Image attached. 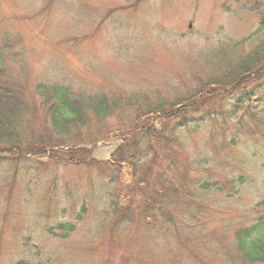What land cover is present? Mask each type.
Here are the masks:
<instances>
[{
	"label": "rangeland",
	"instance_id": "1",
	"mask_svg": "<svg viewBox=\"0 0 264 264\" xmlns=\"http://www.w3.org/2000/svg\"><path fill=\"white\" fill-rule=\"evenodd\" d=\"M263 21L264 0H0V83L23 90L22 142H41L32 145L36 152L56 150L51 145L59 139L47 117L52 101L38 94L39 85L130 99L102 125L79 132L82 140L97 130L112 133L95 146H78L104 161L122 142L138 100L171 106L220 80L226 59L262 45L264 33L250 37ZM227 100L209 109L234 103ZM152 121L159 127L160 120ZM174 150L177 182L188 173L224 183L243 176L246 183L237 194L172 199L178 218L200 216L201 226L177 220L167 234L117 224L109 192L122 188L84 164L47 155H33L31 164H0V264H231L235 231L264 212V100L257 94L235 117L214 118ZM149 173L152 180L162 174L157 166ZM60 222L75 230L68 237L49 232Z\"/></svg>",
	"mask_w": 264,
	"mask_h": 264
},
{
	"label": "trees",
	"instance_id": "2",
	"mask_svg": "<svg viewBox=\"0 0 264 264\" xmlns=\"http://www.w3.org/2000/svg\"><path fill=\"white\" fill-rule=\"evenodd\" d=\"M262 33L264 21L250 38L263 35ZM261 43L262 45H258L247 57L235 56L226 59L225 62L229 63L227 73L218 81L213 80L196 88L188 99L178 100L171 106L162 99L153 102L149 98L138 100L135 103L136 107L132 105L135 107V118L122 129L127 130V133L122 135V142L112 152L110 158L104 161L96 159L91 148L78 146L82 143L95 146L99 140L112 136V133L110 131L97 133V130L82 140L83 133L79 132L95 123L98 126L102 125L120 108V104H132L130 99L129 102L126 101L127 103H120L119 100L110 101L103 96L75 93L60 84L51 87L39 85L36 89L38 94L45 95L48 102L49 98L52 101L49 102L47 117L51 122V129L57 132L59 139L51 145L58 147L56 150L36 152L37 149L32 145L41 142H22L24 116L28 112L23 101V90L0 83V164L9 166H15L17 163L31 164L30 158L33 155H47L50 159L53 156L61 159L60 156H63L65 162L84 164V167L95 171L97 176L122 188L120 193L118 190H115L116 193L109 192L108 203L117 224L138 226L156 234L160 232L167 234L171 228L176 229L177 220L185 225L201 226L200 216L191 214L188 218L184 215L178 218V207L172 204V199L189 198L190 203L204 200L203 196L198 194L200 192L237 194L240 186L246 183V179L238 176L229 183H224L198 176L189 177L187 173L182 176L184 182L180 179L178 183L174 175L177 168L173 156L174 148H178L181 141L184 143L206 130L214 118L221 120L227 116L235 117L243 102L257 97V94L264 100V76L257 77V80L255 78L258 71L264 70V39ZM220 90L223 93L219 92ZM213 96L217 97L215 102L210 100ZM225 99H228L229 103L234 100V103L214 108V111L209 109L218 100ZM179 104L180 107L175 106ZM187 104L188 111L182 114L183 106ZM152 118L160 120L159 127ZM21 147L23 152H20ZM4 152L8 155L1 154ZM63 152L65 153L62 154ZM155 166L162 174L157 177L158 179L152 180L149 177V170ZM124 198L126 202L122 205L120 203ZM174 223L175 226H171ZM48 230L59 236L68 237L70 232L75 230V225L60 222L57 227L51 226ZM234 234L233 251L227 253L230 263L264 264V212H257L251 223L239 227Z\"/></svg>",
	"mask_w": 264,
	"mask_h": 264
}]
</instances>
